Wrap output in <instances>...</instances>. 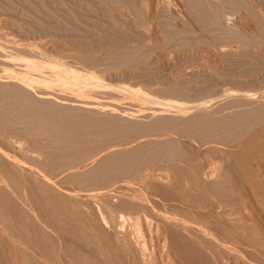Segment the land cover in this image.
Here are the masks:
<instances>
[{
	"label": "rangeland",
	"instance_id": "374dc122",
	"mask_svg": "<svg viewBox=\"0 0 264 264\" xmlns=\"http://www.w3.org/2000/svg\"><path fill=\"white\" fill-rule=\"evenodd\" d=\"M263 9H264V0H252V1L251 0H0V45L5 46V48L3 46L1 48V46H0V68L1 69L3 67L4 68L8 67L11 69V71L15 72L17 69L19 70L18 67L21 66V63H22V66H23V64L25 65L24 60H26V59L32 60L33 58H34L33 60H36L39 56L38 59H40V60H42L41 58H44V59H50L51 58V60L53 59L54 61H56V60L57 61L60 60L61 62L63 61L62 63H65V64L67 63L68 67L72 64V66H70V68L76 69V70L79 69L81 72L79 70L78 71L82 74H86L88 72L89 74L88 73L87 74L89 76H90V74H92L93 77L97 78V80H98L97 84L92 86V89L89 87L90 89L88 88L87 91L85 90L86 92H88V95H90L89 97H91V98L87 97L88 95H86L85 98L82 97L84 99H82L78 95H76V96L73 95V92H71V91L69 92V90H68V92H69L68 94H63L66 92L65 90H64L65 92L60 90L61 93L59 92V93L54 94L55 92H57V90L59 91V89L57 87H55L57 89H56V91L54 90L55 92H53L52 94H51V92L53 90L49 89L51 92H49L47 90L49 94L47 95L48 97L46 96V99L47 98H49V99H47V100L44 99V101H43L42 98H45V97H39V95H36L38 88H39V87L38 88L36 87L35 89L37 91L35 89L32 90V91H34V90L36 91L35 94L31 93V95H29L30 92H28L29 94L27 93L29 95V97L31 96L30 99L31 98L33 99V100L31 99V101H33L34 104H31L33 102H31L29 100V103L31 104V106L28 105L29 103H27L25 105L27 107L29 106L28 108L27 107L24 108V110L26 109L28 111V113H26L27 112L26 110H25V113H22L23 115L25 114L24 117L26 119L23 118V115L21 113L20 114L22 115V117H21V115H19L20 116V119H19L17 117L18 115H16L17 113L16 112H15L16 114L13 113L16 110L12 109V108H14V106L11 104L13 117L15 115V118L12 119V124H14L15 119L18 118V119H16L17 121L18 120L20 122L22 121L24 124L22 122L21 123L23 125H27V126L22 125V127H20L19 126V125H21V124H19L20 122L18 121L19 122L18 123L16 121L17 123H15L14 125L18 124L16 126L19 127V130L21 131L20 132L18 130V127L14 126V125L12 126V124H10L11 123L10 119L13 118V117H10L8 119L10 121H9V123H7V124H10V126L8 127V125L5 124L8 121V120H6L5 122H3V124L6 125L7 128L3 124H1L0 129L3 130V127H5L6 129H4V130H6V132H8V130H9V132H11L9 134V137H8L10 140H11L10 137L12 136L11 134L16 133L17 135L14 134V135H16V137L14 135L12 137L13 141H15V139L17 141L18 140L17 138H20L23 135L20 138L21 140L19 139V141H20V143L21 142H24V143H21V145H20L19 141H17L20 146H23L22 144H25L27 142V140H28L27 143L29 146L30 145L29 143H31L33 141L32 146H30L33 149L26 148L27 147L26 146L27 143H26V145H25L26 147L23 146V148H22L23 150L26 148L25 151L21 152L24 154L26 152V150L29 149L30 151H27V153L29 155L27 157L29 159L26 158V156L24 154V158L26 160L23 158L24 159L23 161H25L27 163L30 162V164L32 162V164H33V162H35V163L37 162L36 160L38 157L40 159L42 158V156L46 157V155L44 153H42L45 151L47 152L46 149H50V150H48L47 153L51 154L50 151L53 149L54 146H56V148L59 150V148H61V147H58L57 145H60V146L62 145V148H64L63 146H65V145H63V144H67L68 148H69V144H71L72 140L68 141V139H67L68 136H69V138H71L73 132L78 131V129H79L78 135L80 133L82 134V132H80V131H83L85 133V131L88 130V128L86 130H84V127H82V126H85V127L88 126L92 130H95L96 124H97L96 129H97V127L102 128L101 126H105V129H104L105 131L102 129L104 131V133L106 134L105 136H103L104 133H100V131H102L100 129L99 133H96V134L94 133L95 135L92 134L93 133L92 131H88V133L92 132L91 134L93 135V136H91L90 134H88V136H90V139H88L87 137H86L87 139H85V137L83 138V136H87V134L84 135V133L82 134L83 136H81V134L79 135L80 137L77 136L79 139L82 137L85 141L87 140V142H85L83 140L84 144H83V142H80L82 139L78 140L77 138H74L77 140L76 143L80 142L78 145L79 146L78 148H81V149L79 150V149L75 148L77 150V153H79V154L74 155L76 152V150L74 149V147H76V145H77L76 143H74L75 146L73 145V147H72L74 149V151H73L74 154L72 153V151H69V154L66 153L68 155V157L65 154V152H63V149L62 150L60 149L61 152H63L62 154H61V152L59 153L56 149H55V151L57 153L61 154V156L63 154L66 155V157L62 156L60 158L59 154H57L55 151H53L51 155L49 154L51 157H53L54 152H55V155L57 154L59 156L58 158L56 157V159L60 158L59 163L61 164V168L59 167L60 164H59V166H57L58 160H57V162L54 161V157H53V159H49V158H51L50 156L46 157V159L43 157L41 162L43 163L45 160L44 163H46L49 160H53L50 162L53 163L54 165L51 164V166H50V164H49L50 162H48V164L46 163V165L42 164V163L38 164L39 166L41 165V167H42V165H44L43 167L47 166L46 171H45L46 168L43 169L45 172H47V171L51 172L52 170H50V169H52L51 168L52 166L57 167V169H56V167H55V169H53L54 171L57 170V174H59L61 172V171L60 172L58 171V167L60 169H62L64 172L63 173L64 175H61V173H62L61 172L60 177L62 178V176H63V178H65L63 181V185L68 186L67 184H69L70 188H73V189L76 188L77 192H78V189H80V187L84 185L82 187V190L80 189L78 192L79 197L75 198V199H78L77 203L79 201H81L83 198L85 199V200L83 199V201H81L82 203L79 202L80 205L81 204L84 205V203H86V202H84V201L88 200L86 198H89L88 202L89 201H92V202L95 201V200L93 201V199H95V198H92V200H90L91 197H86L88 195H86V194H85L86 196L84 195L85 191H87V190L89 191V189L91 187H93L90 189V192H92L94 190H96V192L98 190V192H99V189L106 186V185L100 186V182L95 179L96 177L93 174L90 175L91 173H94V172H92L93 170L96 171L97 169L95 170V168L93 169L92 167H91L92 169L90 167L87 168L85 164H81L82 162L87 163V161L92 159L93 161H91V162L94 163V160L96 159V158L93 159L94 156L99 158L100 156L103 157L104 155H107V154H109V155H111V154H113V155L114 154H122L123 153V147H130V148L137 149L138 145L141 144L143 142V140H144L143 144L145 142H147L145 140L146 139L148 140L149 139L148 136H149L150 137L149 141H150V145H151L150 148H148L149 145L147 146V144H145V145L141 144L143 147L146 146L147 147L146 150L148 151V149H151V147H153V145H152L153 143H151V142H156L159 135L165 134V133H167V131L171 132L174 129L173 127H175L176 124H177V126L180 127V125L183 123V122H180L178 125L179 121L176 120L177 123L174 122L175 125H173L172 122L174 120L172 119L173 120L171 122L172 125L171 124L168 125L169 129H168V126H164L165 129L161 128L163 130L160 129V131L157 129H155V130L143 129L142 130V128H140V131H139V127H141L140 124H135V123H133V121L135 120L137 123L136 119L139 120V117L141 116L140 117L141 121L140 120L139 121L142 122L144 120V123L146 121L147 122L146 124H148L151 121H153L157 118H160L163 113H158V112L159 111L163 112L162 111L163 105H160V104L154 103V102H147V103H143L144 107L142 108V104L139 103V101L143 102V100H141V98H136V100H135L133 98V96L131 98L130 94L136 96L138 93H140L142 91H144L146 94L149 91L152 94L156 95L157 97L155 96L154 98L159 100V101L176 100L174 107L184 108V109L189 108V111L192 113H195V114H192L189 112L190 115L187 114L186 120L189 122V120L191 121V118H192V120H193V118H195V119L193 121L189 122L188 124L186 123L187 121H185L183 123L184 125L182 124L183 126L181 125L182 127H180V129H179V127L176 126L178 129H175V130L180 131V133H181L180 137L183 140H193L195 146L202 148L204 150L209 148V145H212L213 141L217 142V143H214V145L218 144V146L219 145L222 146L223 142H221V141L223 139H225V136H226V138H229L228 136L232 135L231 131L227 132V130H226L228 128V126L230 125L229 122L227 123L228 119L234 115L236 116V114H239V112L243 113L242 110H244V113H245V111L247 112V113H245L246 115H244V116L249 115L246 117L247 121H244L245 120L244 116H243V118H241L242 121H244L243 125L241 126L242 127L241 129L244 130V128H245L244 131L242 130L244 135L247 136V135H250V134L256 132V130L259 131L264 127V125H263V123H264V118H263V116H264V103H263V101H264L263 100L264 99V16H263L264 10ZM240 12H242V13H240ZM242 14H244V15H242ZM242 16H244V17H242ZM247 25H249V27ZM8 37L9 38L12 37L11 41ZM7 39H9L10 42ZM3 49L5 50V52ZM1 52H3V53H1ZM13 52H15V53H13ZM10 53H11V55L14 54L13 55L14 57L10 56V58H8ZM18 54L19 55L21 54L22 57H23V54L27 55V56L26 57L24 56L25 57V59H24V57L22 58L21 55L19 57ZM15 55L18 58H16ZM4 56H7V58ZM28 56L30 58H32V57L33 58L32 59L27 58ZM13 58H15L17 61L14 60ZM10 59H12V62H14V61L18 62L17 64L14 62V64H16L15 67L13 66L14 64H11ZM19 62H21V63L19 64ZM18 64H19V66H17ZM16 67H17V69L15 70L14 68H16ZM24 67H23V70L25 69ZM8 68H5V69H8ZM10 69H8V70L10 71ZM8 70H2L3 73L0 70V78L5 79V80L0 79V83L2 84V85H0V90H1L0 91V97L4 93V95H2V98H0L2 100L4 99L3 96H5V93H7L6 89L9 90V87L14 86V84L17 83L15 80H12L13 81L12 82L11 79L8 78V73H9ZM20 70H22V67H20ZM4 71H6V73ZM2 76H6V77L4 78ZM6 79L10 80V82L12 83L11 86H10L11 83L8 82ZM1 80L4 81L5 83L7 82L9 84L7 88L3 85L5 83L1 82ZM15 85H17L16 87H18V88H16L17 90L21 89L19 87L18 83ZM94 87H95V89H94ZM13 88L11 87V89L8 92H10L12 90L15 91V87H13ZM55 88H52V89H55ZM4 89L6 92L2 91ZM40 90L43 91V89H40ZM40 90H39V94L41 93ZM92 91H94L95 95L91 94V93H93ZM24 92L26 94V91H24ZM11 93L10 94L7 93V94L10 97H12ZM104 93H106V94L108 93V96ZM127 93L129 95H126ZM96 94H97V96H96ZM98 94H101L102 96H100ZM8 95L5 96V97H7L6 99L9 100L7 102L13 103V102H10L12 100H10L11 98ZM32 95L33 96L36 95L35 97H39V100L41 102L43 101L41 103L42 105H41L40 113H38L37 110L35 109L36 107L39 106L38 103L40 101L37 99L39 102H35L36 98L34 99ZM92 95H93V97H95V96L96 97L93 98ZM122 95L124 97L128 96L130 98L127 97V99H125L126 97L123 98ZM154 95H152L151 97H153ZM158 95H160L161 97ZM164 95H165L164 98H166L167 100L162 98ZM8 97H9V99H8ZM98 97H100L101 99H99ZM104 97L106 99H104ZM109 97H111L112 99L114 98V100H110L111 98H109ZM116 97H117V99H116ZM118 97H119V99H118ZM120 97H122L121 98L122 102L120 100ZM158 97H160V98H158ZM50 98H52V99H50ZM6 99H4V101ZM94 99H96V100H94ZM231 99L233 100V102ZM245 99L247 102L245 101ZM88 100H90V101H88ZM123 100H126V101L123 102ZM134 100H135V102H132ZM236 100H238V101H236ZM93 101H95V102H93ZM99 101L100 102L102 101V102L100 103ZM105 101L107 104H105ZM111 101H113V103ZM115 101H116L117 107L119 108V106H120V110H118V108L114 105L115 107L114 106L113 107L115 109L113 110V108H111L113 110L112 111L109 108L112 106V104H115ZM239 101H241V102H239ZM242 101L245 103L249 102L250 104H248L247 106H244L245 103L243 104ZM96 102L102 104V109L105 111H106V109L103 107V105L104 104H105V106H107L108 104H109V106L111 105L109 108H107V110L109 109V111L111 110L112 112L106 111V113L109 112L108 116L105 113V111L102 110L103 112L102 111L100 112L101 107L99 108V106ZM126 102L129 105L128 104L126 105L125 104ZM0 103H4V102L1 101ZM94 103L97 105H95ZM210 103H212L213 106ZM209 104L212 107L209 106ZM240 104L242 106H240ZM32 105H33V107L36 105L34 107V109L36 111H34V112L35 113L37 112L38 115L42 114L41 111L44 110L43 115H46V113L47 114L49 113L48 115H46V117H45L46 119L48 118L47 116L50 117V115H53V117H55L56 119L58 118L57 121L54 120L55 118H50L52 121L49 122L50 120L48 118L46 120L47 121V123H46L45 119L43 118L42 121H44V122H42L41 120H39L40 122L34 121V122H36V123L38 122V123L34 124L35 126H33L32 121L36 120L38 118L41 119V115H40V117L38 116V118H37L35 116L37 114H35L34 116L36 119L32 116L34 113L31 110L33 108ZM131 105L137 106L136 109L137 108L139 109V111L137 110L138 113L133 114V116L137 117L136 119H134L135 117L132 116L133 111L131 112V110L126 109L124 107V106H129V108H130ZM96 106H98V108ZM201 106L204 107L203 109L205 110V113L203 112L204 110L201 109L202 108ZM30 107H32V108L30 109ZM93 107H96L97 109L96 108L94 109ZM121 107H123L124 111L128 112V110H129L131 113L128 112L129 114H127V112H124ZM151 107H153L154 109L153 108L151 109V110H153L152 113H148L150 111ZM196 107L199 108V110H197ZM38 108H40V106ZM131 108H134V107H131ZM207 108H209V109H207ZM238 108H240V109H238ZM247 108H249V109H247ZM29 109L31 111V115H30ZM143 109L145 110L146 113H143L141 111ZM206 109L211 110L212 113L214 111V113L212 114L210 111H207ZM259 109H261V112L263 114L260 113ZM24 110L22 109L23 112H24ZM92 110H94L95 112H93ZM97 110H99V112ZM116 110H118L119 112L123 111L122 114H125L128 118L130 116L131 119H134V120H131V119L130 120H131L132 124H135L134 126L139 125V126H136L138 128L139 132L137 130H135L136 127H134V129H133L132 127L128 126L129 125L128 123H130V121L128 122L129 119H127L125 115L124 116L122 115L124 119L123 118L121 119V117H120L121 113L119 114V116L116 117L115 116V115H117ZM171 110H173V109L171 108ZM230 110H232V111H230ZM233 110H234V114H233ZM239 110H241V111H239ZM257 111H259V112H257ZM119 112H117V113H119ZM228 112H229V114H227ZM230 112H231V114H230ZM253 112H255V113H253ZM202 113H203V115H202ZM249 113H252V114H249ZM258 113H260V114L258 115ZM137 114L139 116H137ZM172 114L174 116V117L172 116V118H175L176 114L175 115H174V113H172ZM200 114L202 116H205L207 118V120H205V117L203 119V117ZM208 114L210 115L211 118L213 117L212 120L215 118L219 120V117L224 118V119H221L219 121L215 119L213 122L214 126H212V128H209V120H208L209 115ZM27 115H29V117H26ZM100 115L103 118H101ZM218 115H223V116L218 117ZM230 115H232V116H230ZM110 116H112V117H110ZM196 116L198 118H196ZM226 116H228L229 118ZM261 116H262V118H261ZM42 117H44V116H42ZM114 117H116V118L120 117V118H118L119 120L116 119L118 121H114L115 120ZM21 118H22V120H21ZM27 118H32V120L27 119ZM100 118H101V120H100ZM111 118H113V119H111ZM250 118L252 119V121L250 120ZM108 119H110V121ZM241 119H240V121H241ZM23 120L25 122H27L26 120H29L30 122H27V124H25V122ZM102 120H105L106 122L103 121L104 124H103V122L100 123V121H102ZM120 120L121 121L123 120L124 122L122 121L120 123ZM222 120H225V121H222ZM107 121H109L111 124L107 125L108 124ZM195 121H198V122L204 121L205 123H203V124L208 123V124H206L208 126H206L207 128H204L203 126H200L198 124L195 125ZM242 121L240 123H242ZM28 123L29 124L31 123V124L29 125ZM105 123H107V124H105ZM113 123L116 124L117 128H118V126H121L123 123H124V125L121 127H124L126 125L125 123H127V126H125L127 130L129 129L128 127H130V128H132V130L134 132L136 131L139 134H137L135 132L136 135H135V133L132 135L131 134L132 130L130 131V129L128 131L122 130V129H125V127L124 128L120 127L121 129L119 128L120 130L119 129L117 130L116 126ZM118 123H120V124L117 125ZM226 123L229 125H227ZM132 124L130 123V125H132ZM260 124H262V126ZM2 125H3V127H2ZM141 125H142V123H141ZM144 125H142V127ZM215 125H217V126L215 127ZM11 126L13 127V129ZM111 126L112 127L115 126V127L112 129ZM171 126H173L172 127L173 129L171 128ZM60 127H61L62 131H61ZM79 127H81L83 130L82 129L80 130ZM107 127H109L110 129ZM20 128H22V129H20ZM106 128L108 130H106ZM181 128H184V129L182 130ZM10 129H12V130H10ZM14 129H16L17 131L14 132ZM65 129L72 131L71 132L72 134L70 133L71 137H70V135H68V133L64 132L67 134L65 136L67 139L66 142L68 141V143H66V142L63 143V140L65 141V137H64V134H61L63 132V130H65ZM199 129H201V131ZM206 129H209V132L207 130L205 133ZM216 129H218L217 131H219V132H217ZM228 129L230 130V128H228ZM98 130H99V128H98ZM112 130H114L115 132L112 133L113 132ZM121 130L124 131V134L127 135V137L125 135H123V137L127 138V140L125 138H123L122 135H120V134H123L122 132H120ZM145 130H146V132L149 130L147 132L148 136L144 133ZM184 130H185V132H187V135H183V133L186 134L184 132ZM202 130L204 131V133ZM213 130H214V134L212 133ZM252 130H254V131H252ZM17 132H20L21 136L19 135L20 133H17ZM23 132L25 133V135ZM127 132L130 133V134L128 133L130 136H133V137L135 136L137 138V140L135 137H134L135 139L134 138L132 139V137L128 136ZM140 132H143L142 135L145 134L146 136L145 135L142 136L140 134ZM217 133H219V135H221V137L218 136ZM225 133H227V134L229 133V135H227ZM245 133L246 134L249 133V134L246 135ZM59 134L61 135V137H59V138H61L60 140L62 141L63 144H61V142H60V144H57V143H59V139H57ZM75 134H77V132L74 133V135ZM203 134H206V135L210 134V136L207 135L205 138V135L203 136ZM118 135H120L121 137H118ZM182 135L184 136V138ZM216 135H217V137H216ZM44 136H46V138ZM62 136L64 138L63 140H62ZM101 136L104 137L105 139L101 138ZM144 136L147 138H145ZM23 137H25L24 138L25 140L28 138L26 140V142H25V140L22 141ZM49 137L52 139V141H55L54 143L57 145H53L54 144L53 142H52L53 144H50L51 140H48V139H50ZM92 137H100L101 139H104L105 141L103 140L104 142L103 141L95 142L91 139ZM152 137H155L154 141L152 140ZM208 137L210 138V140ZM128 138H130L131 140ZM141 138L143 140L142 141L140 140L141 141L140 142L138 139H141ZM218 138H220V139H218ZM32 139H36V140L34 141ZM42 139H44V140H42ZM89 140H90V142H88ZM91 140L93 141L92 144H91ZM128 140H130V142ZM38 141H43V143L42 142H40L39 144L35 143ZM46 141L48 142V144H46L47 143ZM126 141H127V143H126ZM131 141H134V143H135V141H139V143H137V146H135L136 143L134 145V143H132ZM158 141H159V139H158ZM173 142L176 143V141H173ZM173 142H172V144H173ZM41 143L44 145L45 144L50 145V147L43 145V147L45 148V150H44V148H42V146L40 145ZM85 143L86 144L88 143L89 146L90 145L92 146L90 150L92 153L94 152V156L92 154L93 157L90 155L91 152L86 153L87 151H90V150H84L83 153L85 154V157L82 156V154H81L82 158L80 157V153H82V152H78V150L81 151L83 146H86ZM114 143H116V144H114ZM118 143L120 145L125 144V146L121 147ZM169 143L171 144V142H169ZM169 143L167 145H170ZM177 143H178V141H177ZM52 145H53V147H51ZM80 145H83V146L81 147ZM163 145H166V143ZM2 146H4L5 149H8L7 145H2ZM89 146L87 148H90ZM109 146H110V148H109ZM142 146L139 145L138 149L141 148ZM46 147H49V148H46ZM65 147L67 148V146H65ZM92 148L94 149V151H92L93 150ZM95 148H96V150L98 149L96 152H95ZM144 148H141V149H144ZM35 149H36L37 153L41 149L44 150L42 152H39L40 154H44V155L39 156L40 154L38 153V157H37V153H35ZM69 149H71V146ZM73 149H71V150H73ZM101 149H103L104 151ZM31 150H34V151H31ZM16 152H20V151H16ZM30 152H32V153H30ZM70 152H71V154L74 155V157L72 155H70ZM104 152H105V154H104ZM29 153L34 154V157L36 154V158L35 159L31 158ZM23 154H19L21 156V157H19L18 153H16V155H18L17 157L19 158V160L23 157ZM48 154H47V156H48ZM96 154L99 156H96ZM69 156H71V157H69ZM86 156L87 157L89 156L91 158L88 157L89 160H86L87 159ZM204 156H206L208 162H210L209 154H207L205 152ZM75 157L81 158V159H78V158L77 159L82 160V162L79 161V163H78V161L77 162L75 161L76 162V165H75L74 164L75 162L72 161L73 162L72 163L70 161V159H68V158H72L74 160H77V159H75ZM211 157L213 158V160L220 158V156L218 154H213ZM47 158H48V161H46ZM40 159H38V162H40ZM61 160H64V161L68 160L70 162L65 161L66 163L62 164V163H64V161L61 162ZM84 160H86V161L84 162ZM98 161L95 160L96 163ZM25 162H24V164H25ZM71 163L74 165H72ZM96 163H94V166L92 163L91 164L93 167L97 168L98 163L97 164ZM79 164L83 165L85 170L87 169L86 174L83 175V173H85V170ZM91 164H90V166H91ZM62 165H65V166L67 165V166L64 168V166H62ZM70 165H71V167H70L71 169L68 167ZM48 166L50 167L49 169H48ZM78 166H80L79 171L77 170ZM31 167L38 170L36 167H34V165H32ZM67 168H69V169H67ZM73 168H75L76 170L73 171ZM41 169H39V170H41ZM81 169L83 170V172L80 171ZM70 170H71V172H70ZM54 171H52V174L49 173L50 175L47 174L48 172L46 174L51 177L53 175V173H56ZM76 171H78L79 173L78 172L76 173ZM89 171H91V173ZM80 172L82 173L83 176L81 175ZM87 172H89V173L87 174ZM69 174H72V175H70L71 177H73L74 174H75V176L77 174L81 175L83 177L81 182H83V183L79 184V181H78L79 177H80V179L82 178L81 176H76V178L78 177L76 180V178L74 179V178H71L70 176L67 177ZM88 175H90L92 178H90V176H88ZM86 176H88V178H90V179L94 178L93 181H91V182H94V180L98 181L99 183L98 182L97 183L99 185L98 184L97 185L100 188H98V189L95 188L97 186L96 184H95L96 186H94V183L96 181L94 183H92L93 186L91 184H89V183H91L90 179L86 178ZM53 177L60 178L59 175L55 176V174ZM68 178H70V180ZM84 179L86 181H84ZM246 179L244 180V182L242 184L244 186L246 183L249 182ZM31 180H33V182L35 181L33 177ZM75 180H76V182H75ZM88 181H89V183H88ZM111 181H112L111 183L109 181L110 184H107V186L104 187V189L108 190V188H107L108 185H112L113 182H116L115 180H111ZM245 181H247V182L245 183ZM86 182L88 184H86ZM251 182L253 183V181L250 180V183L246 184L247 187L246 186L244 187L241 185L242 189L244 187L243 193H247L248 191H250L247 193V195L252 197L253 199H255L259 196L261 199L259 197H258V199H255V201H257L256 204L258 206V204L261 202L262 205H260L261 204L260 203L259 208H263V210H264V206H263L264 200L262 199L264 197L260 196L259 194L256 197L255 195H257V193L255 195L253 194V192L255 190H254V188H252L253 184ZM31 183H32V181H31ZM77 184L79 186L80 185L81 186L79 187ZM113 184H115V183H113ZM249 184L252 186H250ZM32 185H34V184L32 183ZM87 185H90V186H87ZM84 187H86L85 191H83ZM111 187L110 188L113 189V185ZM115 187H116V184L114 185V188ZM41 188H43V187H41ZM249 188H252V190ZM28 189L30 190V188H28ZM111 189H109V190H111ZM43 190H44V188H43ZM35 191H36V189H35ZM81 191H83V193ZM88 191L86 192L87 194H88ZM251 191H252V193H251ZM34 192H33V190H32V193H31V191H29L30 195L32 194L31 195L32 203H34L36 201L43 200L39 203L36 202V204H35L38 207L41 206L40 211L42 213L43 220L48 219V221L50 223L56 224V225H54V226H56L55 227L56 228L55 233L53 234L50 231L51 234H53L52 235L53 237L51 236V234H48V232H46L48 235L45 233V235L49 236V237H47L48 241L50 242L48 244H49L50 248H51V246L53 247V245H54L53 250L55 252L58 250V249L56 250V248H59V250L62 248L60 252H59V250L57 251V253L59 252L60 254L59 253L56 254L54 252L56 254V255H54V253H52L53 254L52 257L55 259H53L54 261H51L52 257L49 256V254L51 255V253L49 252L48 254H46V253L42 252V254H41L42 248L40 247V245H38L40 248L37 246V252L40 250V252H39L40 257L42 256L40 259L39 255H38V257L40 259V260L38 259V262L42 264V261L44 260V258H43L44 256L45 257L48 256V257L43 261L44 262L43 264H86L88 262H90L89 264H93V263L95 264L98 261H100V257H98L97 253L93 252V251L97 252L96 250H93L94 247L93 246L86 247L88 244L95 246L96 244H94V243L91 244L94 241H90L91 243H88V244L84 241V240L88 239L89 234H90L89 238L92 239L91 235L94 236V238H95L97 235L101 236V234H102L101 232H103L100 230V227L97 223V221L99 222V219L97 217L94 218L97 220L93 219V221H91L94 214L96 216H98L97 215L98 213H96L97 212L96 211L97 210L96 204L87 202V205L79 206V209L83 206L84 207V208H82L83 210L86 207V210H88V214H89L88 215L85 213L86 212L85 210H84L85 211L84 212L82 209L81 210L78 209L77 205H79V203L78 204L76 203V206H74L73 203L76 202L75 199L74 200L73 199L68 200L65 198L62 201L63 198H61V196L59 194H56L57 193L56 192V193H53L52 196L56 194L55 197L57 199L52 201L53 197L51 199V197L49 198L48 196H46V197H48V198H46L44 194L42 197V195H40V194H42V192L40 193V191H39V193L36 192L37 195H40L39 197H37V195H34L35 194ZM250 193H251V195H250ZM81 194H82V196H81ZM89 194H91V193H89ZM252 195H254L255 197ZM40 197H42V198H40ZM44 197L47 200H44L45 199ZM80 198H81V200H80ZM48 199H51V200H48ZM259 199L262 201H260ZM59 200L62 201V204L60 203L61 201L59 202ZM65 200H68L70 202L72 201V202L71 203L68 202L69 204L68 203L66 204L67 201L65 202ZM111 200H112V202H114V204H116V202L113 201L115 199H111ZM47 201L51 204V206L52 205L55 206L54 204H56L58 202L60 203V204H58L59 206H55L56 210H55V208H53V210H54L53 214L56 211V213L54 215L55 217H53V214L51 213L52 211L50 210L49 203ZM55 201H58V202H55ZM73 201H75V202H73ZM258 201H259V203H258ZM47 203H48V205H47ZM107 203H110V198H109V202H107ZM111 204L113 205V203H111ZM62 205H63V208L61 207ZM71 205H72V208H71ZM91 205H92V207H91ZM42 206H43V208H42ZM52 207H51V209H52ZM68 207L71 208V211H73L72 209H75L77 207L76 208L77 212L76 211L75 212L70 211V212H71V214L74 213L73 214L74 217H76V215L78 214V218L76 217L78 220H76V218H74L70 215V213L68 211V210H70V208H68ZM93 207H96V210ZM58 208L60 210H58ZM67 208H68V210H67ZM78 210H79V212L82 211V213H81L82 215L78 213ZM62 211H63V214H62ZM65 212L66 213L68 212L69 214H66ZM51 214H52V216H51ZM56 214H58L57 218H56ZM67 215H68V217H67ZM79 215H80V217H79ZM87 215H88V217H87ZM50 216L52 218H49ZM71 217L74 218L75 221H78L76 223L77 225L74 223L75 221H73L74 219H72ZM85 217H87V219ZM55 218L56 219L59 218V219L55 220ZM68 218H70L69 219L70 224H65V223H69ZM50 219H52L53 222ZM59 220H60V222H59ZM82 220L85 222L87 220L89 222H93V223H90V226L92 224V227H94L93 225H95L97 223L96 226H98L99 232H97L98 228L97 229H96V227L91 228V227H89V224H88L89 222L88 223L86 222L87 223L86 224ZM79 221H81V222H79ZM94 221H96V222H94ZM59 223H62V224H59ZM72 223L74 225H72ZM79 223L80 224L84 223L86 228L88 227L87 229L84 228L85 230L90 229L89 232H91L92 230H94V231L89 233L85 230H81V228H83L85 226H84V224H82L83 226L81 225L82 227L79 228V227H77L80 225ZM74 228H76V230ZM78 228H79V231H78ZM105 229H102V230L106 231L109 228H107L106 230ZM80 230L83 232H81ZM76 232H81L79 234V237L81 236L80 237L81 240L79 239V237H77ZM94 232L96 235L93 234ZM107 232L108 233L111 232V229H109V231H107ZM81 234L82 235L88 234V235L87 236L83 235V239H84L83 240ZM105 234H106V232H105ZM105 234H103V236H107V238H108V236H110L109 235L110 233L108 235H105ZM100 236L95 238V239L93 238V240H95V243H97V242L99 243L100 239L98 240V238H100ZM85 237H86V239H85ZM58 239H59V243H58ZM89 240H87V242ZM51 242H52V244H51ZM85 243H86V245H85ZM98 245H96L95 247H98ZM84 246L86 247V249ZM95 249L98 250V248H95ZM53 250H52V252H53ZM88 250L90 252H93V253H90ZM91 250H93V251H91ZM84 251H85V254L87 253L86 256L83 253ZM114 251H112V254L113 253L116 254V252H114ZM88 253H90V254H88ZM117 253H119V252H117ZM82 254H84L85 260L83 259L84 257ZM114 254H113V256H114ZM119 254H117V256H115L116 258H114V259H113V256H109L110 258H112L115 261L114 262L115 264L116 263L117 264H123L124 260H126L123 256H121V254L120 255ZM87 255L91 256V258L90 257L87 258L88 257ZM95 255L97 256V258H95L96 257ZM81 256L83 258H81ZM118 256H119V258H117ZM50 257H51V259H49ZM42 258H43V260H42ZM92 258L98 259V260H95L96 262H94V259H93V261L91 260ZM80 259H83V260H80ZM86 259H87V261L89 259L92 262L91 261L87 262ZM115 259L116 260L121 259V260L120 261L118 260L119 262H117ZM113 260L107 259V261H109V262L112 261L111 264H114ZM121 261H123V262H121ZM109 262H108V264H110ZM125 262L127 263V261H125Z\"/></svg>",
	"mask_w": 264,
	"mask_h": 264
},
{
	"label": "bare ground",
	"instance_id": "6f19581e",
	"mask_svg": "<svg viewBox=\"0 0 264 264\" xmlns=\"http://www.w3.org/2000/svg\"><path fill=\"white\" fill-rule=\"evenodd\" d=\"M240 13H242V12H240ZM242 15H244V14H242ZM242 17H244V16H242ZM247 26L249 27V25H247ZM11 38H9L10 41H11ZM9 39H7V40L9 41ZM0 46H1V48H2V46L5 48L4 45H0ZM4 52H5V50H4ZM1 53H3V52H1ZM13 53H15V52H13ZM13 55L14 54L11 55V53H10L8 58H10V56H13ZM20 55H19V57H20ZM24 56L26 57L27 55L23 54V57ZM4 57L7 58V56H4ZM21 57H22V55H21ZM25 57H24V59H25ZM16 58H18V57L16 56ZM27 58H30V57L28 56ZM32 58H30V59H32ZM38 58H39V56H38ZM13 59L16 60L15 58H13ZM33 59L32 60H29V59L24 60L25 65L23 64V66H22V63L19 62V64L21 63V66H19V64H18L17 66H19L18 67L19 70L16 67V68H14L15 70L17 69L16 71L13 69L15 72L11 71V69L8 67H5V68L10 69L11 72L8 69H5L4 67L2 69L0 68L1 72H2V70H8V72H9L8 78L11 79V81L15 80L19 84V87L21 88V89L17 90L16 88H18V87H16L17 85H15L17 83H15L14 86H11L12 83L10 82V80H7L8 78L6 79L8 82L11 83L10 86L12 88L15 87V91L12 90V91L8 92L11 89V87H9V90L6 89L7 93L10 94L12 92L11 93L12 97H10L7 93H5V96L8 95L11 98L10 100H12L10 102H13V103H8L7 101H9V100H7L6 99L7 97H5V96H3V98L6 99L5 101H4V99L3 100L0 99L1 101L4 102V103H0V125L3 124V122H5L6 120H8L10 117H13L12 109L16 110L13 113L14 114L17 113L16 115H18L17 117L20 119L19 115H21L22 113H25L26 109L24 110V108L27 107L25 105L27 103H29V100L31 101V99H32V98L30 99L31 96L29 97V95H31V93H33V94L36 93V91H37L35 89L36 87L43 89V91H41L38 88V91L36 94V95H39V97H45V98H42L43 101H44V99H46V96L49 94L48 91L51 92L49 89L53 90L51 92V94H52L53 92L56 91L57 88L59 89V91L57 90V92H55L54 94L59 93V92L61 93L60 90H62L63 92H65V91L67 92V93L65 92L63 94H68L71 91V92H73V95H75V96L78 95L81 98L82 97L85 98L86 95H88V92H86L87 89L89 87L92 89V86L96 85L98 82L97 78H94L92 74H90V76H89L88 72H87L88 74L87 73L82 74V73H80L81 71L79 69L76 70V69L70 68V66H72V64L68 67L67 63L66 64L62 63L63 61L61 62L60 60H59L60 61L59 62L57 60L56 61H54L53 59L51 60V58L50 59L41 58L42 60H40V59L37 60L36 58H35L36 60H33ZM10 60H11V64H14L15 61L13 60L14 62H12V59H10ZM15 63L17 64L18 62H15ZM16 64H14L13 66L15 67ZM20 67H22V70H23V67L25 69L22 71V70H20ZM4 72L6 73V71H4ZM2 77L5 78L6 76H2ZM0 79H3V78H0ZM3 80H5V79H3ZM1 82H4V81L1 80ZM5 84H3V85L7 88L9 84L7 82ZM0 85H2V84L0 83ZM55 87H57V88H55ZM52 88H55V89H52ZM33 89H35L36 91L35 90L32 91ZM94 89H95V87H94ZM39 90L41 92L40 94H39ZM68 90H69V92H68ZM2 91L6 92L5 89ZM24 91H26V94ZM28 92H30V94ZM92 92L93 93H91V94L95 95L94 91H92ZM148 93L150 94L151 92L148 91L146 94L144 91H142V92L138 93L136 96L130 94L131 98L133 96V98L135 100H136V98H141V100H143V102L139 101V103L142 104V108L144 107L143 103H147V102H154V103H158L160 105H163V108L161 107L163 109V110L161 109L163 112H161V111L158 112V113H163L162 116L160 118H157V119L151 121L148 124H146L147 123L146 121L144 123L143 119H142L143 121L140 122L141 116L139 117L140 121L138 119H136L137 118L136 116H133V114L138 113L137 110L139 111L138 108L136 109L137 106L131 105L130 108H129V106H124L126 109H129V110H131V112L132 111L134 112V113L132 112V116L135 117L134 119L137 120V123L134 119H131L130 116L128 118L125 114H122L124 111L123 107H121L123 109V111H121V112L118 111V110H120V106H119V108L117 107L116 101H115V104H112V106L110 105L111 107L109 106V104L107 106H105V104H107L105 101V104L103 103L104 104L103 107L106 109V111H109V109H111V108H113V110H114L115 109L114 107L116 106L118 108V110H116V111L119 113L116 112L117 115H115V116L117 117L121 113L120 114L121 119L125 115L126 118L129 119L128 122L130 121L131 124H132L131 120H134L133 123L140 124V126H141V127H139V131H140V128H142V130L143 129H149V130L157 129L160 131V129L164 128V126H168L169 124H171V122L173 120H174L172 122L173 125H175V123H177V121H179L178 125L180 122L184 123L185 121H187L186 117H187V114H189V112H190L189 108L184 109V108L174 107L176 100H171V101L169 100L168 101L166 98H164L165 97V95H164L162 98L166 99L167 101H165V100L159 101V100L154 98L156 95H154L152 93L149 95ZM104 94H106V93H104ZM2 95H4V93ZM2 95L0 98H2ZM98 95L102 96L101 94H98ZM106 95L108 96V93ZM126 95H129V94L127 93ZM152 95H154V96L151 97ZM35 96H33L34 99L36 98L35 102H39L40 101L39 97H35ZM89 96L90 95H88L87 97H89ZM96 96H97V94H96ZM158 96H160V95H158ZM9 97H8V99H9ZM92 97H93V95H92ZM95 97H93V98H95ZM105 97H104V99H106ZM122 97L123 98L126 97L125 99H127L128 96L124 97L122 95ZM122 97H120L121 102H122V99H121ZM160 97H158V98H160ZM84 98H82V99H84ZM89 98H91V97H89ZM98 98L101 99L100 97H98ZM109 98H111V97H109ZM128 98H130V97H128ZM47 99H49V98H47ZM50 99H52V98H50ZM116 99H117V97H116ZM118 99H119V97H118ZM90 100H88V101H90ZM94 100H96V99H94ZM110 100H114V98L113 99L111 98ZM135 100L132 102H135ZM124 101H126V100H123V102ZM236 101H238V100H236ZM245 101H246V99H245ZM31 102H33V101H31ZM42 102L40 101L39 102L40 104L38 103L40 108H38L39 106L35 108L38 113H40ZM93 102H95V101H93ZM111 102L113 103V101H111ZM232 102H233V100H232ZM239 102H241V101H239ZM100 103H97V104H98L99 108L101 107V110L99 109L101 112L103 109H102V104H100ZM244 103L245 102H243V104ZM263 103H264V101H263ZM11 104L14 106V108H12V109H11V107H12ZM31 104H34V102ZM31 104L29 103L28 105L31 106ZM97 104H95V105H97ZM125 104L127 105L128 103L126 102ZM210 104L212 105V103H210ZM210 104H209V106H211ZM241 104H240V106L243 105V104L242 105ZM248 104H250V103L249 102L245 103L244 106H247ZM98 106H96V107L98 108ZM32 107H33V105H32ZM32 107H30V109ZM34 107L31 109L33 112L36 111L34 109ZM96 107H93V108L95 109ZM131 107H134V108H131ZM107 108H109V109L107 110ZM152 108L153 107L150 108V111L148 113H152V111H153V110H151ZM171 108L173 110H171ZM203 108L204 107H202L201 109H203ZM249 108H247V109H249ZM22 109L24 110V112L22 111ZM30 109H29V111H30ZM207 109H209V108H207ZM238 109H240V108H238ZM261 109H259L260 113H262ZM99 110H97V111L99 112ZM111 110L109 112L113 111V110L112 111ZM129 110H128V112H130ZM197 110H199V108H197ZM241 110H239V111H241ZM43 111L44 110H42L41 111L42 114H39V115L37 112L33 113L32 116L34 118H35V116L38 118V116L40 117V115H41V119L35 118L36 120H33L32 121L33 123L31 122L33 124V126H35L34 124L38 123V122L36 123L34 121H39V120L42 121L43 118L46 121L49 118L50 121L49 120L48 121L51 122L52 120L50 118H55V117H53V115H50V117L47 116L48 118L46 119L45 117L49 113L47 114L45 112L46 115H43V113H44ZM92 111L95 112L94 110H92ZM103 111H105V110H103ZM106 111H105V113H106ZM141 111L143 113H146L144 109ZM207 111H210L212 113L211 110H207ZM230 111H232V110H230ZM242 111L244 113V110H242ZM124 112H127V111H124ZM128 112H127V114H129ZM203 112L205 113V110ZM257 112H259V111H257ZM26 113H28V111ZM108 113H106L107 116L109 115ZM172 113H174V115L176 114L175 118H172V116H173ZM190 113H192V112H190ZM213 113H214V111H213ZM243 113L239 112V114H236V116L230 115V116H232L231 118L226 116L230 119V120L228 119V121H227V123L229 122L230 125L226 123L227 125L230 126V127L228 126V128H230V130L228 128L226 130H227V132L231 131L232 135L230 136L229 133L228 134L225 133V134L229 135L228 136L229 138H226V136H225V139H223L221 141V142H223L222 146L221 145L218 146V144L214 145V143H217V142L213 141L212 145H209V148H207L206 150L195 146L193 140H183L180 137V134H181L180 131L175 130V129H178L177 127H179V126H177V124L175 125V127L171 126V128L172 127L174 128V129L172 128L173 130L170 128L172 130L171 132L167 131V133L161 134L158 136V139L160 142L158 141V139L156 140V142H151V143H153L152 144L153 147H151V149H148V151L146 150V148H147L146 146H144L145 147L144 148L141 145L144 142V140L141 138L138 140L139 141L143 140V142L139 145L142 146L141 148H144V149H141V148L138 149L139 145H138L137 149L130 148V147H123V153L122 154H114V155L113 154H111V155L107 154L104 156L102 155L103 157L100 156L99 158L94 156V152L93 153L91 152L90 149L92 146L91 145L89 146L88 143L87 144L85 143L86 146L80 145L81 147L83 146V148H82L83 151L82 150L79 151L81 148H78L79 147L78 145L80 142H83V144H84V141H85L83 139L84 137H85V139H87V138L90 139V136H88V134L93 136L92 134L99 133L100 129L104 130L105 126L100 125L102 128L97 127V129H96V126H97V124H96L95 130H92L88 126H86V127L82 126V127H84V130H86L88 128V130H86L87 132L85 131V133L83 131H80V132H82V134L84 133V135L87 134V136H83L80 133L81 136H83V138L81 137L80 139H82V140L80 142H77V143H76L77 140L74 138H77L78 140H80L77 137L80 135V134L78 135L79 129H78V131H76L77 134H75V135H74V133H76L75 131L72 134L71 133L72 131L67 130V129L63 130L62 133L60 132L61 134H64V137H65V141H64L63 140L64 138L62 136L63 143L66 142L67 139H68V141L72 140L71 144L72 143L73 144L72 145L69 144V148L71 146V149H73L72 147H73L74 143L77 144L76 147H74V149L75 148L79 149L78 152H82V153H80V157H81V154H82V156L85 157V154L83 153L84 150H90V151H87L86 153L91 152L90 155L92 156V154H93V156H94L93 159L96 158L95 159L96 161H98L100 159L97 162L98 163L97 168L93 167L94 163H96V162H95V160H94V163L91 162L93 160L92 159L89 160L88 159L89 156L88 157L86 156L87 157L86 160H89V161H87V163L89 165L85 162L86 160H84L85 163H83L82 160H78V159H81L82 157L81 158L77 157L78 159L75 157V159H77V160L72 159L74 157V155H77L79 153H77V150L75 149L76 152L74 154V152H73L74 149L71 150L68 148L67 144H63L62 141L60 140L61 138H59V137H61L60 134H59L60 136L58 135V137H57V139H59V143H57V142L56 143L60 144V142H61V144L67 146V148L69 150L65 146H63L64 148H62V145L60 146V145L55 144L54 143L55 141H52V139L49 137L50 139H48V140H51L50 144L54 143L53 145H57L58 147H61L58 150L56 148V146L53 147V145H52L51 147H53L54 150L52 149L50 151L51 154L53 151H55V149L59 153L63 149V152H65V154L66 153L69 154V151H72V153L74 155L71 154V152H70V155H72L73 157L68 158V159H70L71 162L72 161L73 162L78 161V163H79V161H81L82 163L81 162L80 163L85 164L87 168L92 167L93 169L95 168V170L97 169L96 171L91 170L95 174L91 173V171H89V172L91 173L90 175L93 174L96 177L95 179L100 182V186H103V185L107 186V184H110L112 182L111 180L116 181V182H113L116 184L115 188H114L115 184L112 183L113 189H111L112 185H108V187H107L108 190L104 189V187H106V186H104L101 189H99V192H98V190L96 192V190H94V189H93L94 191L90 192V189L93 187H91V188L89 187L90 188L89 191L86 189L88 191V194L86 193L87 191H85L86 187H84V189H83V191H85L84 195L85 194L88 195V196L85 195L86 197H91L90 200H92V198H95V199H93V201L95 200L94 201L95 203L92 201H89V202L96 204V207H97V210H96V207H93V208L97 211V212L96 211L95 212L98 213L97 214L98 216H96L95 214L93 216L92 215L93 213L91 212L92 213L91 215L93 216V218H92V220L90 219L91 217L89 219L91 221H93V219L95 217H97L99 219V222L97 221V223L100 227V230L104 232V233L101 232L102 234L100 233L101 236L97 235L95 237V238H97L100 236V238H98V240L100 239L99 243L97 242L98 240L96 239L97 240L96 242L99 245L97 243H95V240H93L94 236L91 235L92 239H90L89 238L90 234L89 235L87 234L88 239H86V237H85L86 240H84L83 235L84 236H87V235L81 234L82 239L87 244L91 243L90 241H94L91 244L94 243V244L98 245V247H95L96 245L94 246V245H89V244L86 246V247L93 246L94 247L93 250L97 251V252H95V251L91 250L94 253H97L98 257H100V261H98L95 264H108L109 261H107V259L113 260L114 258H116L115 256H117V254H119V253L121 254V256H123L126 259V260H124V262L127 261V263L126 262L124 263L123 261H121V262H123V264H264V210H263V208H259V206L262 205V203L260 202L261 203L260 204L258 201V203L260 205L258 204V206H257V204H256L257 201H255V199H258V197H259L258 194L260 196L264 197V127L259 131L256 130V132H254L250 135H247L249 133H247V134L245 133L247 135V136H245L243 133L245 128L243 130V129H241L242 128L241 126L243 125L244 121H247L246 117L249 115L244 116V115H246L245 113H247L246 111L244 114ZM253 113H255V112H253ZM260 113H258V115ZM35 114H37V115H35ZM192 114H195V113H192ZM227 114H229V112ZM230 114H231V112H230ZM233 114H234V110H233ZM249 114H252V113H249ZM22 115H21V117H22ZM24 115H23V118H25ZM30 115H31V111H30ZM202 115H203V113H202ZM42 116H44V117H42ZM137 116H139V115L137 114ZM219 116H223V115H218V117ZM243 116L245 117V120L243 119L244 121H242V119H241V118H243ZM26 117H29V115H27ZM110 117H112V116H110ZM116 117H114L115 118L114 121H118L119 120L118 118H120V117H118V118H116ZM202 117L204 119L205 116H202ZM14 118H15V115L13 118L10 119L11 121L8 120L5 124L8 125V127H9L10 124H12V119H14ZM18 118H16V119H18ZM32 118H27V119L32 120ZM101 118H103V117L101 116ZM101 118H100V120H101ZM196 118H198V117L196 116ZM212 118L209 115V117H208L209 128H212V126H214L213 122L216 118L213 120H212ZM261 118H262V116H261ZM263 118H264V116H263ZM16 119H15V123H17L19 121V120L17 121ZM57 119L55 118L54 120L57 121ZM111 119H113V118H111ZM116 119H118V120H116ZM194 119L195 118H193V120ZM221 119H224V118L219 117V120H221ZM240 119H241L242 123H240L241 122ZM21 120H22V118H21ZM108 120L110 121V119H108ZM193 120L191 118V121H193ZM205 120H207L206 117H205ZM216 120H218V119H216ZM250 120L252 121L251 118H250ZM9 121L11 123L7 124V123H9ZM26 121L30 122L29 120H26ZM103 121H105V120L100 121V123H102ZM109 121H107L108 124L107 123H105V124L110 125L111 123ZM122 121L120 120V123ZM191 121L189 120V122H191ZM222 121H225V120H222ZM21 122L19 123V124H21V125H19L20 127H22V125L24 124L23 122H22L23 124ZM27 122H25V124H27ZM42 122H44V121H42ZM189 122L187 121L186 123L188 124ZM46 123H47V121H46ZM120 123H118L117 125H119ZM130 123H128L129 124L128 126L132 127L133 129L136 126H139V125L134 126L135 124H132L133 125L132 126V125H130ZM141 123H142V125H144V124L145 125L142 127ZM203 123H205V122L204 121H199V122L195 121V125L198 124L200 126H203L204 128H207L206 126H208V125H206V124H208V123H206V124H203ZM14 124H12V126ZM103 124H104V122H103ZM125 124H126L125 126H127V123H125ZM3 125H2V127H3ZM6 125H4V126L6 127ZM16 125H18V124H16ZM16 125H14V126H16ZM114 125L116 126V124H114ZM123 125H124V123L121 126H123ZM181 125H180V127H182L184 124L182 126ZM260 125L262 126V124H260ZM263 125H264V123H263ZM23 126H27V125H23ZM121 126H118V128L116 126V129L118 130ZM216 126L217 125H215V127ZM5 127H3V130L7 128V127L6 128ZM16 127H18V126H16ZM61 127H60V129H61ZM114 127H112V129ZM124 127H121V128H124ZM130 127H128V128L131 131L132 128H130ZM180 127H179V129H180ZM0 128H1V126H0ZM79 128H80V130L82 129L81 127H79ZM98 128H99V130H98ZM107 128H109V127H107ZM107 128H106V130H108ZM136 128H135V130L138 131V128L137 129ZM12 129H13V127H12ZM12 129H10V130H12ZM20 129H22V128H20ZM168 129H169V126H168ZM181 129L183 130L184 128H181ZM3 130L0 129V264H41L38 262V259L40 257V253H39L40 250L37 252V246L40 245V247L42 248L41 254H42V252H44L46 254H48L50 252L51 255L49 254V256L52 257V255H53L52 253L55 252L53 250L54 245H53V247L51 246V248H50V246L48 244L50 242L48 241V238H47L49 236H47V235L51 234V232L53 234L55 233V229H56L55 227L56 226H54V225H56V224L50 223L48 221V219L43 220L42 213L40 211L41 206L38 207L37 205H35L36 202L39 203L43 200L36 201V202L32 203V197H31L32 194L30 195L29 191H31V193H32V190L34 192L36 189V191L34 192L35 193L34 195H37L36 192L39 193V191H40V193L42 192V194H40V195H42V197H43V194L45 195V197L46 196H48L49 198L51 197V199L53 197L52 201L57 199L55 197L56 194H59L61 196V198H63L62 201L65 198L68 200H71V199L74 200L75 198L79 197L78 192L80 189L82 190V187L84 185L83 186L80 185L81 186L80 187L77 184L80 187V189H78V192H77L76 188L75 189L70 188L69 184H67L69 187L63 185V181L65 178H63V176H62V178L60 177L61 175H64L63 174L64 172L62 169H60L61 164L59 163V159L62 156L66 157L67 154L66 155L63 154L61 156V154L63 152H61V154H59L55 151L60 156L59 159H56V157L58 158L59 156L57 154H56L57 155L56 156L55 152H54V156H53L54 161L57 162V160H58L57 166H59V164H60V166H59L60 168L58 167V171L59 172L61 171L62 173L60 172L61 175H60V173L57 174V170H55V171L53 170V169H55L56 166L55 167L52 166L51 167L52 169H50V170H52L56 173H53V175L50 177L49 175L52 174V171L51 172L47 171L48 172L47 173V172H45L47 170V166L43 167L44 165H42V167H41V165L40 166L38 165L39 163H42L41 160L43 159V157L46 159V157H49L51 155L50 153H49L50 155L47 153L48 150H50V149H46L47 152L46 151L42 152L45 150V148L43 147L44 144H42L43 141L35 142L37 144L42 142L40 145L42 146V148H44V150L39 149L40 150L39 152H42L46 155V157L42 156L44 154H40L38 152L40 154L39 156H42V158L40 159L38 157V153L36 152V149H35V153H37V157H38L36 160L37 162L36 163L33 162V164L31 162V164L34 165V167H36L38 165L36 167L38 170H36V169L31 167L32 165L30 164V162L27 163V162L23 161L25 159L24 154H25L26 158H28L27 156H29V155H28L27 151H30V150L27 149L24 154L21 153V152H24L26 148L33 149L32 147H30V146H32L33 141L31 143H29L30 145L28 146V143H27L28 138L26 139L27 140V142H26V140L24 139L25 137H23L22 141L25 140V142L27 143V145H26V143L22 144L23 146H25V145L27 146V147L25 146L26 148L24 147L25 149L23 150L22 149L23 146H20V145H21V143H24V142L20 143V141H19V139L23 135L21 136V133H20L21 131L19 130V127H18V130L20 132H17V133H20L19 135L21 137L17 138L18 139L17 141H19L20 145L18 144L16 139H15V141L12 140L13 135L16 133H14V134L12 133L11 134L12 136L10 135L11 136L10 137L11 140H10L8 137H9V134L11 132H9V130H8V132H9L8 133V132H6V130H4V131ZM103 130L100 131V133H104L105 130L104 131ZM114 130H112L113 131L112 133H114L116 131V130L115 131ZM122 130H127V129L125 127V129H122ZM122 130L120 132H122L123 134H120V135H122V137H123V135H125L127 137V135L124 134V131H122ZM161 130H163V129H161ZM199 130L201 131V129H199ZM207 130L209 132V129H206L205 133ZM214 130L212 131L213 134H214ZM217 130L218 129H216V131ZM16 131L17 130L14 129V132H16ZM61 131H62V129H61ZM88 131H92L93 133L92 132H91L92 134L88 133ZM132 131H131V134L133 135L136 131L135 132L134 131L132 132ZM252 131H254V130H252ZM64 132L68 133V135H70V137L72 134L73 138L72 137L69 138V136H68V138L66 139L65 135H67V134ZM138 132H136V133L139 134ZM147 132L145 130L144 133L147 135ZM184 132H185V130H184ZM217 132H219V131H217ZM128 133L129 132H127V134ZM136 133H135V135H136ZM142 133L143 132H140L141 135H142ZM185 133L186 134L183 133V135H187V132H185ZM203 133H204V131H203ZM129 134H128V136H130ZM145 134H143V135H145ZM16 135H14V136L16 137ZM24 135H25V133H24ZM105 135L106 134L104 133L103 136H105ZM120 135H118V137H121ZM204 135H205V138L207 135L210 136V134H207V135L203 134V136ZM217 135L221 137V135H219V133H217ZM217 135H216V137H217ZM46 136H44V137L46 138ZM130 137H132V139H133L135 136L134 137L130 136ZM101 138H104V137L101 136ZM101 138L100 137H92L91 139L95 142H97V141L101 142L105 139V138L104 139H101ZM123 138H125V137H123ZM145 138H147V137H145ZM148 138H149L148 140L147 139L145 140L148 143L145 142L143 145L147 144V146L149 145L148 148H150V146H151L150 141H149L150 137L148 136ZM183 138H184V136H183ZM36 139H32V140L35 141ZM125 139L127 140V138H125ZM128 139H130V138H128ZM218 139H220V138H218ZM42 140H44V139H42ZM92 140H91V144L93 142ZM130 140H128V141L130 142ZM136 140H137V138H136ZM152 140L154 141L155 137H152ZM209 140H210V138H209ZM68 141L66 143H68ZM139 141H135L136 145H135L134 141H131V142L134 143L135 146H137V143H139ZM173 141H176V143ZM177 141H178V143H177ZM85 142H87V140ZM88 142H90V140ZM169 142H171V144ZM172 142H173V144H172ZM126 143H127V141H126ZM165 143H166V145L168 143L170 145H167V146L163 145ZM1 144L7 145L8 149H5L4 146H2ZM46 144H48V142ZM46 144L44 146L50 147V145H46ZM114 144H116V143H114ZM88 146L90 148H87ZM120 146L121 147L125 146V144H123V145L121 144ZM49 147H46V148H49ZM109 148H110V146H109ZM97 150L95 148V152ZM101 150H103V149H101ZM16 151H20V152H16ZM31 151H34V150H31ZM92 151H94V149ZM15 152L18 153V155L23 154V157L21 158L22 160L21 159L19 160V158L17 157L18 155H16ZM205 152L207 154H209L210 162H208L207 157L204 156ZM30 153H32V152H30ZM47 154H48V156H47ZM104 154H105V152H104ZM213 154H218L220 156V158L213 160V158L211 157ZM30 156H31V158H34V159L36 158V154H35V157H34V154H30ZM96 156H99V155L96 154ZM19 157H21V156L19 155ZM53 157H51L49 159H53ZM67 157H68V155H67ZM69 157H71V156H69ZM89 158H91V157H89ZM38 159H40V162H38ZM46 161H48V158ZM50 161H53V160H49L48 162H50ZM63 161L64 160H61V162H63ZM65 161H68V160H65ZM65 161L62 164H65L66 163ZM70 161H68V162H70ZM24 162H25V164H24ZM44 162H45V160H44ZM44 162L42 164H45V165H46V163L48 164V162H46V163H44ZM76 162L74 163L75 165H76ZM90 162L93 164V166ZM49 164H50V166H51V164L54 165L51 162ZM74 164H72V165H74ZM81 164H79V165L83 167V165H81ZM90 164H91V166H90ZM62 166H64V168L66 167L65 165H62ZM80 166H78V169H77L78 171H79ZM68 167L70 168L71 165ZM44 168H46L45 171L43 170ZM49 168L50 167L48 166V169ZM69 168H67V169H69ZM39 169H41V170H39ZM56 169H57V167H56ZM74 170H76V169L73 168V171ZM84 170H85V168H84ZM86 170H85V173H83V175L86 174ZM78 171H76V173ZM80 171L83 172L82 169ZM70 172H71V170H70ZM89 172H87V174ZM46 173L47 174L50 173V174L47 175ZM54 174H55V176L59 175L60 178L53 177ZM75 174L73 175V177L70 176L72 174H69L67 177L70 176L71 178L75 179L76 176L82 175V173H81V175L77 174L76 176H75ZM90 175H88V176H90ZM88 176H86V178H88ZM32 177L34 178V180L36 182L35 181L33 182V180H31ZM77 178H76V180H77ZM90 178H92V177L90 176ZM90 178H88V179H90ZM68 179L70 180V178H68ZM78 179H79L78 180L79 184H82L83 182H81V181H82L83 177L81 179L79 177ZM85 179H84V181H86ZM93 179H90V182L93 181ZM245 179L249 181L248 183H250V180L253 181V183L251 182L253 184V186L250 184L249 185L252 186V188H254L255 191L253 192V194L255 195L257 193V195H255L256 197L258 196L257 198L253 199L252 197L248 196L247 193L250 191H248L247 193H243L244 187L245 186L247 187L246 184H248V183H246L247 181H245V183H246L245 186L242 185ZM76 180H75V182H76ZM96 180H94V182ZM31 181L34 185H32ZM98 181H96L95 183L94 182L89 183V181H88V183L91 185H92V183H94V186H96L99 183ZM109 181H110V183H109ZM88 183L86 182V184H88ZM98 185L95 187L96 189L100 188ZM241 185L244 186L243 189H242ZM40 186L43 187L44 190ZM87 186H90V185H87ZM27 187L30 188V190ZM252 188H249V189L252 190ZM109 189H111V190H109ZM83 191H81V192L83 193ZM53 193H56V194L52 196ZM89 193H91V194H89ZM251 193H252V191H251ZM251 193H250V195H251ZM40 195H37V197H39ZM254 195H252V196H254ZM81 196H82V194H81ZM42 197H40V198H42ZM48 197H46V198H48ZM46 198L44 200H47ZM109 198H110V203H107V202H109ZM51 199H48V200H51ZM83 199L81 200V198H80L81 201H83ZM86 199L89 200V198H86ZM111 199H115L113 201H115L116 204H114V202H112ZM262 199L264 200V198H262ZM68 200H65V202L67 201L66 204L68 202H70ZM75 200H76V202L73 201V202H75V203H73L74 206H76L78 199H75ZM88 200L84 201V202H86V203H84V205L83 204H81V205H83V206L87 205ZM60 201L61 200H59V202ZM62 201L60 202L61 204H62ZM81 201H79V202L82 203ZM260 201H262V200H260ZM55 202H58V201H55ZM59 202L56 203L57 205L56 204H54V205L59 206L58 205V204H60ZM48 203H47V205H48ZM80 203H79V205H77L78 209H79V206H81ZM111 203H113V205ZM72 205H71V208H72ZM50 206H51V204L49 203V208L52 211L51 213L53 214V211H54L53 208H55V210H56V207L52 205L53 207L51 206L52 207V209H51ZM83 206L79 210L84 208ZM263 206H264V204H263ZM61 207L63 208V205ZM91 207H92V205H91ZM42 208H43V206H42ZM68 208H70V207H68ZM68 208H67V210H68ZM71 208L68 211H69L70 215L72 217H74V215H73L74 213L71 214V212H75L77 210L76 209L77 207L75 209H72L73 211H71ZM58 210H60V209L58 208ZM79 210H78V213L81 214L82 211L79 212ZM84 210L83 211L86 214H88V210H86V207ZM55 213H56V211H55ZM55 213L53 214V217H55L54 216ZM69 213L67 212L66 214H69ZM52 214H51V216H52ZM62 214H63V211H62ZM88 215H87V217H88ZM51 216L49 218H52ZM57 216H58V214H56V218H57ZM67 217H68V215H67ZM76 217L78 218V214L76 215ZM76 217H74V218H76ZM79 217H80V215H79ZM87 217H85V218L87 219ZM56 218H55V220L59 219V218L58 219H56ZM74 218H72V219H74ZM77 218H76V220H78ZM69 219L70 218H68V221H69ZM50 220H52V219H50ZM94 220H97V219H94ZM73 221H75V219ZM52 222H53V220H52ZM59 222H60V220H59ZM77 222L78 221H75L74 223L76 224ZM79 222H81V221H79ZM83 222L88 223L89 221L87 220L86 222L85 221H83ZM94 222H96V221H94ZM84 223H81V224L79 223L80 225L77 227H79V228L82 227L83 226L82 224H84ZM90 223H93V222L88 223L89 227H91V228L96 227V229L98 228V226H96L97 223L96 224L94 223L95 224V225H93L94 227H92V224L90 226ZM59 224H62V223H59ZM65 224H70V221H69V223H65ZM72 225H74V224L72 223ZM84 226H85V224H84ZM79 228H78V231H79ZM84 228L87 229L88 227L86 228V226H85V227L81 228V230H85ZM105 228L111 229V232H109L110 234L107 232V231H109V229L106 230ZM74 229L76 230V228H74ZM102 229H105L106 231H104ZM89 230L90 229L85 230V231L89 232ZM98 230H99V228L97 229V232H99ZM92 231H94V230H92ZM46 232H48V234ZM81 232H83V231H81ZM81 232H76L77 237H79V234ZM91 232H89V233H91ZM95 232L93 234H95ZM105 232H106V234H105ZM45 233L47 235H45ZM107 233L110 235V236H108V238H107V236H103V234L108 235ZM53 234H51V236ZM80 237H79V239H80ZM87 240H89V241L87 242ZM58 243H59V239H58ZM86 243H85V245H86ZM51 244H52V242H51ZM86 247H85V249H86ZM95 248H98V250ZM57 249L59 250V248H56V250ZM61 249L59 250V252L61 251ZM52 250H53V252H52ZM57 251L55 252L56 254L59 253V252L57 253ZM85 251L83 252L84 254H85ZM112 251L116 252V254L113 253L114 256L112 254ZM93 252H90V253H93ZM117 252H119V253H117ZM55 253H54V255H56ZM90 253H88V254H90ZM84 254H82L83 257H84ZM86 254H85V256H86ZM38 255H39V257H38ZM87 256H88L87 258H89V257L91 258V256H89V255H87ZM109 256H113V259L110 258ZM41 257H40V259H41ZM47 257L44 256L43 257L44 260ZM51 257L49 259H51ZM83 257L81 256V258H83ZM43 258H42V260H43ZM95 258H97V256ZM117 258H119V256ZM53 259H55V258L52 257L51 261H54ZM83 259L85 260V257ZM83 259H80V260H83ZM93 259L94 258H92L91 260L93 261ZM91 260L88 259V261H91ZM95 260H98V259H94V262H96ZM118 260L120 261L121 259H118ZM118 260H116V261L119 262ZM43 261H42V264L44 263ZM86 261H87V259H86ZM111 262L112 261H110L109 263L111 264ZM114 262L115 261L113 260V263ZM89 263L90 262H88L86 264H89Z\"/></svg>",
	"mask_w": 264,
	"mask_h": 264
}]
</instances>
